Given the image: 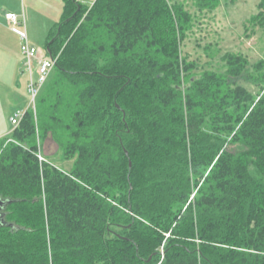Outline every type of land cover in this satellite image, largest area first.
Masks as SVG:
<instances>
[{"label": "trees", "instance_id": "obj_1", "mask_svg": "<svg viewBox=\"0 0 264 264\" xmlns=\"http://www.w3.org/2000/svg\"><path fill=\"white\" fill-rule=\"evenodd\" d=\"M193 26L169 0H63L36 112L0 139V264H264V62L197 73Z\"/></svg>", "mask_w": 264, "mask_h": 264}, {"label": "rangeland", "instance_id": "obj_2", "mask_svg": "<svg viewBox=\"0 0 264 264\" xmlns=\"http://www.w3.org/2000/svg\"><path fill=\"white\" fill-rule=\"evenodd\" d=\"M93 1L86 0L84 4L90 6ZM169 1L183 4L194 17V26L183 43V54L196 64L197 73L206 70L224 72L226 65L222 60L223 56L235 53L242 54L249 60L253 76H261V72H256L254 67L260 61L264 62V29L253 28L249 23L259 13L258 5L261 0H221L220 7L209 13L200 12L195 6V0ZM7 12L22 16L29 29V41L37 49H44L48 39L46 33L61 20L63 0H0L2 20ZM3 45L5 51L14 55L9 60L0 57V64L4 65L0 67V129L6 130L12 128L9 117L18 108L27 109L29 106V95L28 79L20 73L22 58L20 59L19 38L8 30L0 29V49ZM15 61L19 67H15ZM240 85L255 97L259 96L258 86L242 81ZM56 150V145L48 139L45 154L52 156ZM52 160L63 169H69L72 165L70 162H63L59 153Z\"/></svg>", "mask_w": 264, "mask_h": 264}, {"label": "built area", "instance_id": "obj_3", "mask_svg": "<svg viewBox=\"0 0 264 264\" xmlns=\"http://www.w3.org/2000/svg\"><path fill=\"white\" fill-rule=\"evenodd\" d=\"M6 20L11 23L12 30L17 33L22 39L21 52L25 59V71L30 76L28 91H29V107L36 112V103L38 96L46 84L51 72L56 66L57 58L49 56L48 53H41L39 49L29 44L27 33L20 29L19 18L14 13H8L5 16ZM27 110L17 111L10 119L13 130L21 123ZM40 163L46 161L42 152L37 154Z\"/></svg>", "mask_w": 264, "mask_h": 264}, {"label": "crops", "instance_id": "obj_4", "mask_svg": "<svg viewBox=\"0 0 264 264\" xmlns=\"http://www.w3.org/2000/svg\"><path fill=\"white\" fill-rule=\"evenodd\" d=\"M80 1H81L82 3H85L86 0H80ZM95 1H96V0H94L93 3H94ZM22 3H23V5H24V2H22ZM93 3H92V5H93ZM86 5H87V4H86ZM90 6H91V5H90ZM8 13H12V12H7L6 14H8ZM17 16H18V18H19V23L21 24V25H20V29L24 30V31L27 33V38H28V32H29L28 26H27V24L25 23V20L23 19L22 16H19V15H17ZM61 17H62V16H61ZM0 29L8 30L9 32H11V33L14 34L15 36H17V37L19 38V40H20V43H21V45H20V59L22 58V69H21L20 73L22 74V75H21L22 77H26V78L28 79V80H27V94L29 95L28 86H29L30 76H29V74L25 71V59L23 58V55H22V53H21L22 39L20 38V36H19L17 33H15V32L11 29V23H10L8 20H6V18H5L4 20H2L1 17H0ZM51 29H52V28H51ZM50 32H51V30H50L48 33H46V34L48 35V37H49ZM47 40H48V39H47ZM28 42H29L30 45L33 46V44L29 41V39H28ZM33 47H35V46H33ZM4 48H5V46L3 45V48L0 49V57H2V58H5V57H6L8 60L11 59L12 57H14V55H13L11 52L5 51ZM39 50L41 51L42 54H43V53H48V52H47V49H46V46H45L44 49L39 48ZM10 53H11V54H10ZM17 63H18V62H17ZM17 63H16V61H15V67H19V65L17 66ZM5 65H6V64H5ZM2 66L4 67V65H1V64H0V67H2ZM6 68H7V67H6ZM16 71H17V69H16ZM21 76H20V77H21ZM10 93H12V92H10ZM12 94H13V93H12ZM29 98H30V96H29ZM28 107H29V106H28ZM28 107H27V109H28ZM27 109L18 108V109L15 111V113H16L17 111H22V110H27ZM15 113H14V114H15ZM14 114H13V115H14ZM13 115H11V117H12ZM11 117H9V122H10ZM10 123H11V122H10ZM12 131H13V127H12L11 129L7 128L6 130H3V128L0 129V139H2V138H6V137H10Z\"/></svg>", "mask_w": 264, "mask_h": 264}, {"label": "water", "instance_id": "obj_5", "mask_svg": "<svg viewBox=\"0 0 264 264\" xmlns=\"http://www.w3.org/2000/svg\"><path fill=\"white\" fill-rule=\"evenodd\" d=\"M131 166V165H130ZM12 201H4V200H0V223H4V215L2 214V210L4 209V207L9 203H11Z\"/></svg>", "mask_w": 264, "mask_h": 264}]
</instances>
